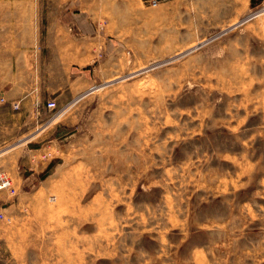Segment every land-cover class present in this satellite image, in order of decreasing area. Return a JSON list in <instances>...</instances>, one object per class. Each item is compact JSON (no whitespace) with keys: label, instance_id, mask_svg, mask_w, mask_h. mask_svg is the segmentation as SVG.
I'll list each match as a JSON object with an SVG mask.
<instances>
[{"label":"rangeland","instance_id":"obj_1","mask_svg":"<svg viewBox=\"0 0 264 264\" xmlns=\"http://www.w3.org/2000/svg\"><path fill=\"white\" fill-rule=\"evenodd\" d=\"M79 1L110 66L0 157V264H264V2Z\"/></svg>","mask_w":264,"mask_h":264},{"label":"crops","instance_id":"obj_2","mask_svg":"<svg viewBox=\"0 0 264 264\" xmlns=\"http://www.w3.org/2000/svg\"><path fill=\"white\" fill-rule=\"evenodd\" d=\"M97 9L79 0H0V157L32 143L47 100L69 104L91 88L89 56H112ZM110 60L95 61L97 72Z\"/></svg>","mask_w":264,"mask_h":264},{"label":"built area","instance_id":"obj_3","mask_svg":"<svg viewBox=\"0 0 264 264\" xmlns=\"http://www.w3.org/2000/svg\"><path fill=\"white\" fill-rule=\"evenodd\" d=\"M160 0H143V2H146L150 5H156ZM46 106L48 109H53L55 107V102L52 100H49L46 102ZM17 107V105H15ZM11 188V180L7 176V174L4 171L0 170V190L4 189H10Z\"/></svg>","mask_w":264,"mask_h":264},{"label":"bare ground","instance_id":"obj_4","mask_svg":"<svg viewBox=\"0 0 264 264\" xmlns=\"http://www.w3.org/2000/svg\"><path fill=\"white\" fill-rule=\"evenodd\" d=\"M264 11V8H262L261 10H257V11H255V12H252L251 14H249V15H246L243 19H241V21H239V23L240 22H243V21H245V20H247L248 18H250V17H253V16H256V15H258V14H260L261 12H263ZM238 24V23H237ZM233 27V26H232ZM231 28V27H230ZM229 28V29H230ZM212 38H214V37H212ZM208 40V39H207ZM206 40V41H207ZM205 42V41H204ZM202 43V42H201ZM194 47V46H193ZM161 63H163V62H161ZM130 75H131V73H130ZM128 76H129V74H128ZM103 86V84H101V85H97V86H94V87H92V88H90V90L89 91H93V90H95V89H97V88H99V87H102ZM77 87V86H76ZM76 97V96H75ZM79 97H81V95L79 96ZM60 114H58V116H59ZM58 116H56V118L58 117ZM52 120V119H51ZM54 121V120H53ZM30 139V138H29ZM20 143V142H19ZM12 149V148H11Z\"/></svg>","mask_w":264,"mask_h":264},{"label":"water","instance_id":"obj_5","mask_svg":"<svg viewBox=\"0 0 264 264\" xmlns=\"http://www.w3.org/2000/svg\"><path fill=\"white\" fill-rule=\"evenodd\" d=\"M89 92V90L88 91H86V92H84L81 96H83L84 94H86V93H88Z\"/></svg>","mask_w":264,"mask_h":264}]
</instances>
